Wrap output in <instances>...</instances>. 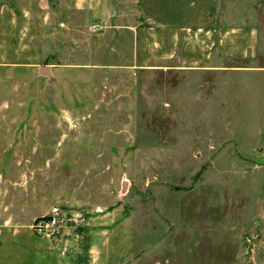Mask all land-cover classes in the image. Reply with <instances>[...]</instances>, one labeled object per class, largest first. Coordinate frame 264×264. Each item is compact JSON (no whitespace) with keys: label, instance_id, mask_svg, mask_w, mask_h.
<instances>
[{"label":"rangeland","instance_id":"obj_1","mask_svg":"<svg viewBox=\"0 0 264 264\" xmlns=\"http://www.w3.org/2000/svg\"><path fill=\"white\" fill-rule=\"evenodd\" d=\"M102 1L68 63L0 6V233L64 264H264V0L171 28Z\"/></svg>","mask_w":264,"mask_h":264},{"label":"crops","instance_id":"obj_2","mask_svg":"<svg viewBox=\"0 0 264 264\" xmlns=\"http://www.w3.org/2000/svg\"><path fill=\"white\" fill-rule=\"evenodd\" d=\"M140 1L144 15L150 22L161 27L171 28L181 27L188 20L198 21L203 14L207 13L212 0H198L192 10H188L187 7L193 5V0ZM0 6L4 8L3 14L8 15L4 17L3 21L5 30L18 29L24 20L23 15L25 13L28 21L32 18L31 16L36 18L34 20L38 23V29L53 31L52 38L55 39L54 45L59 48V52L57 50L52 59L67 63L73 59L74 55V51H72L73 42L69 45V39L74 38L75 13L81 12L85 16L84 25L91 23L93 27L99 26L98 28L102 26L105 14V6L102 0H55L52 8H49L48 0H3ZM65 7L70 10V15L66 12L65 16L63 12ZM190 13H192V17ZM27 29L32 30L34 26H27ZM230 36L231 34H228L227 41L235 44V37L231 39ZM64 46L67 49L60 50ZM69 47H71L70 50ZM242 48L244 51H248L245 46ZM228 54L229 56L235 55L232 52ZM52 59L49 63H53ZM231 68L236 69L235 66ZM28 232L25 226L22 229L12 228L8 230L6 237L5 234L0 233V264H64L61 262L57 245L53 243L31 245L29 244L31 238Z\"/></svg>","mask_w":264,"mask_h":264},{"label":"built area","instance_id":"obj_3","mask_svg":"<svg viewBox=\"0 0 264 264\" xmlns=\"http://www.w3.org/2000/svg\"><path fill=\"white\" fill-rule=\"evenodd\" d=\"M56 209H57V206H52V207H51V211H52V212L56 211ZM51 219H53V221H54V216H52ZM51 219H50V220H51ZM50 220H49V219H43V218H40V219L37 221V223H36V228H37L38 230H40V229H42V228H45L47 225H52L54 222H53V221H50ZM50 223H52V224H50Z\"/></svg>","mask_w":264,"mask_h":264}]
</instances>
